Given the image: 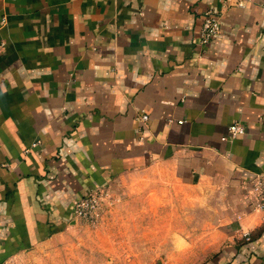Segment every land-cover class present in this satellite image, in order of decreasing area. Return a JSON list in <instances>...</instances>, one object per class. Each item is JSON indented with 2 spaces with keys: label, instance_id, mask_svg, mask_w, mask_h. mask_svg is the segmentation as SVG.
I'll list each match as a JSON object with an SVG mask.
<instances>
[{
  "label": "crops",
  "instance_id": "obj_1",
  "mask_svg": "<svg viewBox=\"0 0 264 264\" xmlns=\"http://www.w3.org/2000/svg\"><path fill=\"white\" fill-rule=\"evenodd\" d=\"M224 1L0 0V264L160 167L225 202L198 264H264V0ZM209 9L221 32L201 47Z\"/></svg>",
  "mask_w": 264,
  "mask_h": 264
},
{
  "label": "rangeland",
  "instance_id": "obj_2",
  "mask_svg": "<svg viewBox=\"0 0 264 264\" xmlns=\"http://www.w3.org/2000/svg\"><path fill=\"white\" fill-rule=\"evenodd\" d=\"M109 190L96 214L74 218L11 263L198 264L226 215L216 191L186 186L163 167L128 174Z\"/></svg>",
  "mask_w": 264,
  "mask_h": 264
},
{
  "label": "built area",
  "instance_id": "obj_3",
  "mask_svg": "<svg viewBox=\"0 0 264 264\" xmlns=\"http://www.w3.org/2000/svg\"><path fill=\"white\" fill-rule=\"evenodd\" d=\"M245 6V0H225L224 6ZM264 7V3L262 4ZM221 32V13L215 9H209L204 12L202 17V28L199 35L198 43L201 47H205L212 39ZM3 46V43H2ZM149 116L144 114L138 116V120L141 122H147ZM173 122V119L169 120ZM182 123L183 120H179ZM229 135L224 136L223 140H232L245 132V127L239 122H234L228 127ZM39 142L33 143V147ZM29 149L27 150V152ZM253 191L257 195L258 199L256 206L264 211V172L258 174L253 182ZM111 191L107 188L96 189L88 193V195L82 197L75 205V218L86 217L97 213L96 210L101 205V201L104 200L105 196H108ZM4 264H13L11 262H5Z\"/></svg>",
  "mask_w": 264,
  "mask_h": 264
}]
</instances>
